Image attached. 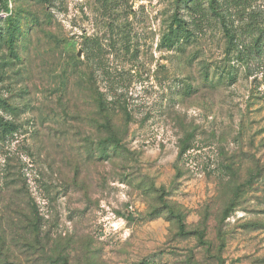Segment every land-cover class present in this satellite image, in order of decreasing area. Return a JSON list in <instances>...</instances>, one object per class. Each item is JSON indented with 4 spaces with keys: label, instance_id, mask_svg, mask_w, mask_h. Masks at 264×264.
Wrapping results in <instances>:
<instances>
[{
    "label": "rangeland",
    "instance_id": "obj_1",
    "mask_svg": "<svg viewBox=\"0 0 264 264\" xmlns=\"http://www.w3.org/2000/svg\"><path fill=\"white\" fill-rule=\"evenodd\" d=\"M0 264H264V0H0Z\"/></svg>",
    "mask_w": 264,
    "mask_h": 264
},
{
    "label": "trees",
    "instance_id": "obj_2",
    "mask_svg": "<svg viewBox=\"0 0 264 264\" xmlns=\"http://www.w3.org/2000/svg\"><path fill=\"white\" fill-rule=\"evenodd\" d=\"M183 2H188L189 0H182ZM10 11H9V9H7V13H9ZM11 20V19H10ZM15 34V33H14ZM12 37H13V39H14V35L12 34V35H10V39H12ZM11 40L12 42L14 41V40Z\"/></svg>",
    "mask_w": 264,
    "mask_h": 264
},
{
    "label": "water",
    "instance_id": "obj_3",
    "mask_svg": "<svg viewBox=\"0 0 264 264\" xmlns=\"http://www.w3.org/2000/svg\"><path fill=\"white\" fill-rule=\"evenodd\" d=\"M79 56H80V54H79Z\"/></svg>",
    "mask_w": 264,
    "mask_h": 264
}]
</instances>
